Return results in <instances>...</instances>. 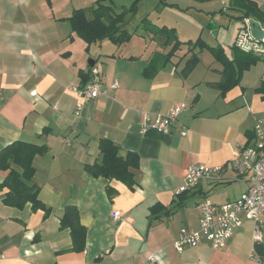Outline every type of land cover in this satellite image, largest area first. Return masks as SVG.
<instances>
[{
    "label": "crops",
    "instance_id": "1",
    "mask_svg": "<svg viewBox=\"0 0 264 264\" xmlns=\"http://www.w3.org/2000/svg\"><path fill=\"white\" fill-rule=\"evenodd\" d=\"M96 1L89 0L92 6L85 8L84 0H0V151L19 141L47 147L33 160L30 184L39 188V201L50 210L45 217L30 204L7 206L3 198L8 190L0 188V264H145L148 255L165 264H264V256L260 263L253 258V223L244 214L220 251L205 240L181 253L172 245L181 229L198 227L197 203L234 202L250 186L248 175L234 181L230 161L238 145L251 141L256 121L264 119L263 96L255 92L264 84V58L223 96L208 86L220 80L217 62L204 68L198 59L183 75L185 63L196 54L188 47L182 46L147 77L144 68L169 47L161 46L140 23L127 30L133 35L121 45L109 40L87 44L73 32L71 14L84 10L89 17ZM249 1L264 12V0ZM230 29L218 46L228 57L233 45L224 46L235 36L234 27ZM92 70L102 77V93L82 102L73 89ZM179 105L185 106L177 119L186 127L185 137L178 124L168 135L141 133L147 118ZM100 140L112 142L122 157L137 155L133 188L84 171L100 161ZM191 165L225 167L223 180L202 181L166 217ZM7 174L0 169V185ZM67 206L77 208L86 229L81 253L68 252L69 231L59 228ZM260 245L264 250V221Z\"/></svg>",
    "mask_w": 264,
    "mask_h": 264
},
{
    "label": "trees",
    "instance_id": "2",
    "mask_svg": "<svg viewBox=\"0 0 264 264\" xmlns=\"http://www.w3.org/2000/svg\"><path fill=\"white\" fill-rule=\"evenodd\" d=\"M142 0H132L128 7L115 9L111 5V0H97L95 7L90 10L89 17L84 10H76L71 14L69 22L73 32L83 39L87 44L109 40L115 45H121L128 42L132 33L125 30L129 20L135 15L137 5ZM204 2L208 0H195ZM160 4L166 5L165 0H159ZM258 5L249 0H230L229 8L238 13V20L243 22L245 19L254 20L264 27V12L257 7ZM145 32L153 35V38L163 47H169L166 54H155L146 68L143 75L150 77L159 68L166 64L170 58L182 46L188 47L189 50L195 49L210 51L215 62L221 65L220 80L216 83H209L208 86L220 92V96L225 95L229 90L239 85L244 72L256 65L260 58L251 54L244 53L234 46L231 47L230 56L228 57L220 47H209L200 38L195 42H179L175 30L167 27L157 28L144 19L139 25ZM198 58L193 54L187 60L182 70L183 75L189 74L197 65ZM83 77V84L90 80V74ZM80 86V87H81ZM255 92L261 93L264 100V84ZM253 137V135H252ZM100 161L92 165L84 166V171L93 178H104L108 180L119 181L128 189L134 187L135 182L131 170L139 166L138 157L134 153H127L124 157L119 154V149L108 140L99 142ZM47 152L46 146H37L25 142H14L0 151V169L7 171L5 181L0 188H6L8 192L3 198L5 205L15 208H22L30 204L32 211L42 210L47 217L50 210L47 209L38 198L39 188L30 184L33 175V160L36 156H42ZM16 167L18 170H16ZM186 192L180 193L177 200L173 203L172 208L165 213L168 217L171 211L181 208L186 199ZM59 228L68 230L71 237V247L68 252L81 253L85 249L86 229L80 224L79 213L76 207H65L62 217L60 218ZM255 252L260 259H263L264 250L262 246L256 245Z\"/></svg>",
    "mask_w": 264,
    "mask_h": 264
},
{
    "label": "built area",
    "instance_id": "3",
    "mask_svg": "<svg viewBox=\"0 0 264 264\" xmlns=\"http://www.w3.org/2000/svg\"><path fill=\"white\" fill-rule=\"evenodd\" d=\"M263 32L260 40L250 35L248 19L243 20L238 29L233 46L255 57L264 58V27L259 24ZM264 82V77H263ZM102 77L97 70L90 72V80L82 87L74 88L73 92L82 102H89L102 93ZM81 104L77 105L80 109ZM184 105L173 107L167 114H158L153 120L146 119L141 128V133L153 130L163 135H168L174 124H178L182 137L187 135L186 127L179 124L177 119L184 110ZM230 169L234 173V181H240L249 176L250 186L245 194L234 202L223 204L212 203L211 200H202L196 205L198 213V227L195 230L181 229L173 242V248L178 253L184 249L195 247L201 240L207 241L213 251L224 248L226 241L231 237L233 230L240 227V215L252 221V238L254 245L262 241V227L264 221V119L256 121L253 128V137L248 144L238 145L233 152L230 161ZM225 167L208 168L202 165L188 167L184 185L179 192L190 191L202 181L209 184L220 183L223 180ZM115 217L119 213H114ZM255 251V248H254ZM253 251V258L258 263L261 259ZM145 264H165L156 259L154 255H148Z\"/></svg>",
    "mask_w": 264,
    "mask_h": 264
},
{
    "label": "rangeland",
    "instance_id": "4",
    "mask_svg": "<svg viewBox=\"0 0 264 264\" xmlns=\"http://www.w3.org/2000/svg\"><path fill=\"white\" fill-rule=\"evenodd\" d=\"M88 1L84 0L83 6L85 8L92 6L91 2L89 3ZM131 1L112 0V6L115 9H119L122 6L127 7ZM165 2L166 5L158 3L157 0L140 2L136 14L129 20L125 29L132 32L142 19L148 18L157 26H162L163 24L175 28L179 42L191 41L193 43L200 38L207 46L217 47L221 46V41L222 43L224 42V35L229 28L233 29L234 27L236 36L238 29L242 26V22L237 19L238 13L231 10L225 0H211L204 4H198L192 0H165ZM222 2H225V4H222ZM86 10L89 12L88 9ZM222 10L224 11L221 12ZM140 31V29H137V32ZM235 36L231 42L226 43L225 48L233 45ZM184 47L186 48V46ZM195 50L199 57V64L202 67L217 66L210 51L207 49ZM183 53L184 50H182Z\"/></svg>",
    "mask_w": 264,
    "mask_h": 264
},
{
    "label": "water",
    "instance_id": "5",
    "mask_svg": "<svg viewBox=\"0 0 264 264\" xmlns=\"http://www.w3.org/2000/svg\"><path fill=\"white\" fill-rule=\"evenodd\" d=\"M248 26H249V30H250V35L256 39V40H260L263 37V32L259 29V24L257 22H255L254 20H248ZM94 62L92 60L88 61V66L89 67H93Z\"/></svg>",
    "mask_w": 264,
    "mask_h": 264
}]
</instances>
